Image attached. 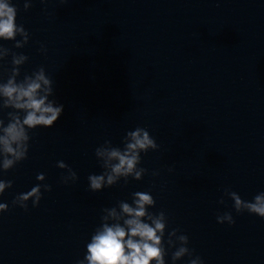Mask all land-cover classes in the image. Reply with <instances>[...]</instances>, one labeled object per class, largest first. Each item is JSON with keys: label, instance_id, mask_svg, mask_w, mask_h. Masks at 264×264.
Returning <instances> with one entry per match:
<instances>
[{"label": "clouds", "instance_id": "obj_1", "mask_svg": "<svg viewBox=\"0 0 264 264\" xmlns=\"http://www.w3.org/2000/svg\"><path fill=\"white\" fill-rule=\"evenodd\" d=\"M30 7V0H26L24 10L27 11ZM16 17L17 8L11 4V0H0V40L15 41L14 47L19 49L28 43L29 33L23 25L16 23ZM17 36L21 39L17 40ZM9 56L11 68L5 69L7 79H0V111L11 109L7 112V124L4 119H0V168L4 171L27 159L31 139L29 131L37 127L51 128L64 111L62 104H58L55 99H49L54 95L53 81L45 69L39 67L18 80L21 75L20 68L28 57L0 45V62L6 61ZM123 144L121 149L106 140L96 148L95 155L104 171L99 175H89L91 191H101L105 187L116 185L122 178L126 183L128 177L137 181L143 178L147 170L139 167L141 153L157 150L155 139L146 129L137 127L134 131L127 132ZM57 167L68 172L67 176L62 177L64 183L78 179L76 172L63 161H58ZM36 179L43 182L45 175L40 173ZM11 187L12 181L0 180V194ZM42 188L45 192L51 191L50 185L38 183L30 191L19 194L13 200V205L27 211V202L31 200L33 207H38ZM225 195L234 201L233 207L237 213L246 211L264 218V192L255 195L252 201L242 200L234 191L225 190ZM154 206L155 200L149 192L137 191L132 194L131 204L119 201L117 206L103 209L101 225L87 244L84 259L77 264H165L167 250L164 236L167 218L163 211L159 214L150 213L148 208ZM6 211L8 205L0 203V213ZM217 222L229 225L235 223L230 212L217 215ZM178 232L179 229H173L168 233L167 239L169 249L176 248L171 257L173 264L185 256H193V250L187 246L188 237L184 234L178 235ZM188 264H203V261L196 256Z\"/></svg>", "mask_w": 264, "mask_h": 264}]
</instances>
